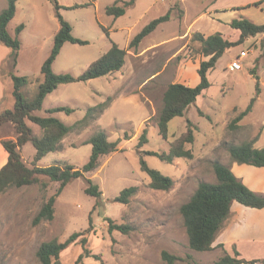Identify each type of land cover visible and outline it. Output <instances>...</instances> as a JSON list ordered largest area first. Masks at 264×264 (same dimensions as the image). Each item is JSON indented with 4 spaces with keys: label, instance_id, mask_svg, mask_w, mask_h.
I'll use <instances>...</instances> for the list:
<instances>
[{
    "label": "rangeland",
    "instance_id": "obj_1",
    "mask_svg": "<svg viewBox=\"0 0 264 264\" xmlns=\"http://www.w3.org/2000/svg\"><path fill=\"white\" fill-rule=\"evenodd\" d=\"M116 1L119 0H59L60 4L80 5L77 8L64 5L60 12L72 25L73 34L89 43L66 42L53 64L54 72L82 75L93 61L109 50L111 40L126 48L128 55L119 71L88 81L61 84L46 96L42 109L36 112L41 116H56L73 126L64 137L62 147L44 156L38 162L39 166L62 162L81 168L92 151V145L87 141L100 129L110 140H119L118 150L103 155L99 167L86 173V177L92 178L102 189L99 204L96 205V198L85 192V178L79 177L67 184L57 197L54 218L34 224V217L56 192L59 182L41 176L36 183L0 192V264H42L37 256L41 244L53 239L65 241L73 232L85 234L61 252L60 264H76L84 247L90 251V256L84 257L79 264H169L162 258L164 250L180 258L174 264H213L224 254L220 243L205 252L190 247L180 207L190 199L199 182L216 181L215 161L229 165L232 159L228 145L257 137L254 146L264 148V106L261 102L245 121L239 122V127L232 129L229 126L257 94L252 70L257 72L259 69L264 77L263 49L257 54L249 51L253 44L242 43L227 51L208 74L210 86L184 115L169 122L167 138H163L157 119L165 90L173 82L196 86L200 81L199 64L209 58L197 53L201 43L193 40V35L184 39L176 36L189 26L198 11L196 3L199 5V0H187L184 5L180 0H136L125 15L115 20L107 14L106 7ZM7 4V0H0V12ZM182 7L187 11L186 20L181 18ZM169 11L170 20L159 24L137 48L129 47L131 39L144 26ZM20 24H24V29L18 34L21 46L16 67L13 58L9 57L11 49L0 44V77L5 83L10 82L11 73L32 77L34 81L24 87V92L33 97L38 91L39 80L43 79L42 64L49 56L60 28L54 3L51 0H18L16 14L8 24L13 36L17 35L16 27ZM103 27L109 30L110 37ZM243 49L249 53L248 57L242 58L243 68L226 69ZM10 92L7 90L0 98V112L13 107L14 97ZM105 101L108 105L104 110L97 107L96 116L89 125H74L85 117L89 107ZM60 105L74 111L48 113V109ZM189 120L193 123L195 140L186 143L185 147L191 149L192 157L175 158L168 163L154 154L144 153H169L171 145L187 132ZM30 125L36 134H41L38 125ZM145 128L148 129V142L138 147ZM15 137L12 124L0 127V168L8 160L1 141ZM22 154L31 165L34 145L26 143ZM141 158L151 168L172 177L173 186L168 190L150 187L149 176L141 168ZM133 185L139 190L128 203L115 201L124 188ZM107 217L132 228L128 233L110 232ZM248 220L255 224L257 241L264 248V217L250 215ZM83 236L88 239L85 246L80 241ZM227 242L228 250H225L234 255L235 246Z\"/></svg>",
    "mask_w": 264,
    "mask_h": 264
},
{
    "label": "trees",
    "instance_id": "obj_2",
    "mask_svg": "<svg viewBox=\"0 0 264 264\" xmlns=\"http://www.w3.org/2000/svg\"><path fill=\"white\" fill-rule=\"evenodd\" d=\"M8 4L0 12V44H3L11 49L10 58H13V66L16 67L17 58L21 42L18 34L24 29V24L16 27L17 35L13 36L8 30L9 22L14 18L17 10L18 0H7ZM56 9V16L60 22V28L55 34L54 45L49 56L43 62L41 73L43 79L39 80L38 91L33 97L25 95L24 87L32 83L34 79L28 75H16L11 73L13 81V96L15 99L14 106L0 112V127L10 123L16 131L15 139H3L1 141L3 148L8 155L7 162L0 168V192H4L11 187H23L39 181L41 176L49 177L50 180L59 182L56 192L43 203L41 209L33 219L34 224H39L43 220H52L55 216V203L57 197L61 194L67 184L74 179L84 177L87 186L85 192L96 198V205L99 204L103 192L99 184L95 183L92 178L86 177L89 173L97 169L100 165V159L103 155L115 152L118 150L119 140L112 141L108 138L107 133L100 129L97 130L87 141L92 145V151L89 160L81 168L70 163L57 162L49 166H39L38 162L50 152L59 150L62 147L64 137L72 131L73 126L63 122L56 116L47 115L41 116L36 112L43 107L46 96L53 92L60 84L71 83L77 81H88L93 78L108 75L119 71L123 68L126 62L128 50L121 47L117 42L111 40V47L99 58L93 61L86 71L80 76L71 74H58L54 72L53 64L61 52L63 45L66 42L88 44L85 39L76 37L73 34V27L67 21L60 10L63 6L59 0H51ZM135 0H120L106 7V12L114 17L124 15L128 8L132 7ZM261 2H256L254 5H259ZM80 5H73L68 8H77ZM170 11L162 15L138 32L130 41L129 47L137 48L142 40L153 32L159 24L170 20ZM231 27L240 30V38L236 41H231L224 37L220 32H215L211 35H204L200 31L193 32L192 39L199 41L200 47L197 53L202 56L209 57L201 60L198 67L200 81L196 86H191L182 82L170 83L164 92L163 105L159 111L157 124L159 133L163 138H167L169 122L176 116L184 115L186 109L194 102L205 89L210 86L208 74L215 69L218 60L225 52L232 47L242 44L248 37H255L264 34V24H258L246 17L235 18L230 23ZM105 33L109 36L107 28L103 27ZM110 37V36H109ZM264 55V38L260 44ZM252 73L256 77V96H254L248 107L239 112L230 122V128L236 129L239 127V122L251 110L256 97L260 93V80L255 72ZM108 105V102H102L96 106L89 107L85 117L78 120L74 125L87 126L95 118L94 111L99 107L101 110ZM48 113L64 111L72 113L73 108L68 106H54L47 110ZM30 123L36 124L41 129V134L34 132ZM193 123L188 121L187 132L174 142L169 153L158 151H147L144 153L154 154L162 160L171 163L175 158L192 157L191 149L185 147L186 143H192L195 140L193 132ZM148 129L145 128L139 138L138 147H142L148 142ZM258 138L250 141H245L240 144L228 145L232 161L240 164L246 163L258 167H264V148L255 147V142ZM31 142L35 147V154L31 165H29L23 157V146ZM141 168L147 172L150 179V187L155 189L168 190L173 184L172 177L163 174L155 168H151L147 162L141 158ZM214 172L216 175L215 182L201 181L198 184L196 191L190 199L181 205L180 212L183 216L186 226L189 245L192 249L205 252L212 250L214 242L221 233L225 223L229 220L232 214V205L235 201L253 208H264V193H259L252 190L240 179L231 169L230 165L220 161L213 163ZM139 187L136 185L124 188L120 194L115 197V201L128 203L130 198L137 194ZM90 223L92 217H89ZM109 231L118 230L123 233H128L131 230V225L125 223H117L111 217L106 218ZM87 229L86 231H88ZM85 234L84 232H73L65 241L53 239L43 242L37 251V256L42 264H60V254L70 244L76 242L78 238ZM80 241L84 244L88 239L83 236ZM221 246L224 245L221 243ZM90 256V251L84 247V251L79 255L76 264H79L84 257ZM96 256V255H95ZM99 259V257H96ZM162 258L169 264H174L180 259L178 256L164 250ZM263 262L264 259H247L240 256V252L235 249L234 255L228 253L224 248V254L213 264H255Z\"/></svg>",
    "mask_w": 264,
    "mask_h": 264
},
{
    "label": "crops",
    "instance_id": "obj_3",
    "mask_svg": "<svg viewBox=\"0 0 264 264\" xmlns=\"http://www.w3.org/2000/svg\"><path fill=\"white\" fill-rule=\"evenodd\" d=\"M186 1L187 0H180L182 5H184ZM256 2H261V3L259 5H254V3ZM135 3H136V0H135ZM61 5L62 6L65 5L64 7L73 6V5H66V4H61ZM196 7H199L198 11L193 16L192 20L189 22V26L186 27V29L183 32H180L178 35H176V36H179V39H184L188 36H191L193 32L200 31L206 36L211 35L215 32H220L224 35L225 38L231 41H236L240 38L241 32L240 30H237L231 27L230 23L233 19L240 18V17H246L255 23L264 24V0H199V5L196 3ZM181 10H182L181 18L186 20L187 18L186 8L182 7ZM110 16H113V15H110ZM117 18L118 17H115V20H117ZM109 36H110V32H109ZM263 38H264V34H261L255 37H248L243 43H249V45L253 44V47L249 48V51H253L258 54V52H260L261 50V46L259 43L261 42ZM255 44L257 45L254 46ZM8 51L9 50L7 49V52ZM244 51H247V50H244ZM239 55L240 53L237 54V56L233 58V60L236 59ZM248 56H249V53L246 57ZM255 56H258V55H255ZM255 56L252 58L254 62L256 59ZM231 62L226 67V69L233 70L230 68ZM253 66H255V64ZM262 67L264 70V65ZM258 70L259 69H257L256 74L258 75L259 80H260V93L256 97V100L251 110L241 120V122L245 121L246 117L254 112L255 108L258 106V103L261 102L264 106V98H263L264 77L262 75V71L260 72ZM9 79H10V82L5 83L0 77V98L5 96V93L7 90L8 92L11 91L13 95V91H12L13 81H12V78H9ZM199 80H200V77H199ZM14 103H15V99H14ZM245 109L240 110V112ZM262 123H264V113H263ZM7 159H8V155H7L6 160ZM229 165L231 169L233 170V172L236 174V176L242 179V181L246 185H248L252 190L259 192V193H264V167H258V166H254V165H250L246 163L240 164L235 161H231ZM250 215H255V216L261 215L264 217V208H261V209L253 208V207L245 206L235 201L232 205V214L229 218L228 226L217 237L216 241L214 242V246L218 243L220 244L222 243L224 245V248L228 250L227 247L229 244L227 241H229V243L235 246L236 250L240 252V256L247 258V259H264V248L257 241L258 232H257V229L255 228V224L251 223V220H248V216Z\"/></svg>",
    "mask_w": 264,
    "mask_h": 264
},
{
    "label": "built area",
    "instance_id": "obj_4",
    "mask_svg": "<svg viewBox=\"0 0 264 264\" xmlns=\"http://www.w3.org/2000/svg\"><path fill=\"white\" fill-rule=\"evenodd\" d=\"M248 55L247 51H241L240 55L231 62L230 68L233 70H241L243 68L242 58Z\"/></svg>",
    "mask_w": 264,
    "mask_h": 264
}]
</instances>
